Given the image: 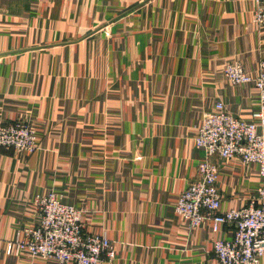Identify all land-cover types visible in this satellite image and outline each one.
Returning a JSON list of instances; mask_svg holds the SVG:
<instances>
[{"label":"crops","instance_id":"0c3cea01","mask_svg":"<svg viewBox=\"0 0 264 264\" xmlns=\"http://www.w3.org/2000/svg\"><path fill=\"white\" fill-rule=\"evenodd\" d=\"M262 59L252 0H0V124L31 121L38 136L30 155L0 148V264H57L7 254L51 193L114 242L103 264H219L234 227L191 229L175 206L204 159L205 113L222 103L251 121L259 107L225 65L256 77ZM217 164L223 210L264 186L256 165Z\"/></svg>","mask_w":264,"mask_h":264},{"label":"built area","instance_id":"2783aa9c","mask_svg":"<svg viewBox=\"0 0 264 264\" xmlns=\"http://www.w3.org/2000/svg\"><path fill=\"white\" fill-rule=\"evenodd\" d=\"M252 1L254 22L264 28V0ZM223 71L234 85H253L258 91L259 107L252 113L251 121L232 115L222 103L205 113L196 136L204 159L198 166L196 179L178 197L175 213L191 229L201 227L207 220H212L216 232L222 225L234 227L231 240H218L214 244L219 264H262L264 186L248 205L223 210L217 160L238 158L245 165H256L264 182V59L256 77L238 63L227 65ZM34 133L25 121L1 123L0 148L32 154L37 150ZM35 203L39 222L23 229L24 239L9 244V254L25 253L30 258L54 260L57 264H103L116 258L113 241L85 232L78 208L63 203L55 193L37 197Z\"/></svg>","mask_w":264,"mask_h":264},{"label":"rangeland","instance_id":"374dc122","mask_svg":"<svg viewBox=\"0 0 264 264\" xmlns=\"http://www.w3.org/2000/svg\"><path fill=\"white\" fill-rule=\"evenodd\" d=\"M107 30V35H110V32H109V30L108 29H106ZM263 60V59H262ZM233 63H238V64H240L243 68H244V66L242 65V63H240V62H237V61H235V62H231V63H227L226 65H225V68H226V66L227 65H229V64H233ZM224 68V69H225ZM223 69V70H224ZM245 69V68H244ZM246 70V69H245ZM259 72H260V69H259ZM223 73H224V71H223ZM24 120H16L15 122H23ZM25 122H28L29 124H30V126L32 127V129H34L35 130V127H34V124L31 122V121H25ZM36 131V130H35ZM34 137H35V139H36V147L38 148V136H37V132L36 133H34ZM27 155H30V154H27ZM60 201H62L63 203H65V204H68V205H71V204H69V203H66V202H64L62 199H60ZM71 206H74V207H76V208H78L77 206H75V205H71ZM80 211H81V216H82V218H83V210L82 209H80V208H78ZM82 224H83V221H82ZM83 228H84V230H85V232H86V229H85V227H84V224H83ZM87 234H89V235H98V234H94V233H88V232H86ZM10 245H11V243H10ZM7 254L8 255H10V256H18V257H22L21 256V253H18V252H14V253H10L9 254V248H7ZM47 260H49V259H47Z\"/></svg>","mask_w":264,"mask_h":264}]
</instances>
